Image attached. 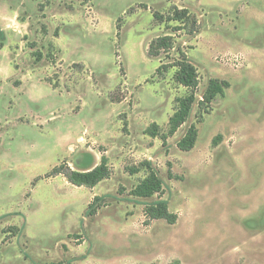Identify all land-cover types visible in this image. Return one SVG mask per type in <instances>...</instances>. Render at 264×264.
<instances>
[{
    "label": "rangeland",
    "instance_id": "1",
    "mask_svg": "<svg viewBox=\"0 0 264 264\" xmlns=\"http://www.w3.org/2000/svg\"><path fill=\"white\" fill-rule=\"evenodd\" d=\"M175 8L199 32L155 19ZM165 35L171 58L149 56ZM178 48L200 86L164 146L146 130L166 135L189 95L176 68L156 75ZM211 79L230 88L200 109ZM194 124L197 145L184 152ZM103 156L112 173L95 188L52 174ZM146 161L174 225L147 222L159 196L132 195ZM0 264H264V0H0Z\"/></svg>",
    "mask_w": 264,
    "mask_h": 264
},
{
    "label": "trees",
    "instance_id": "2",
    "mask_svg": "<svg viewBox=\"0 0 264 264\" xmlns=\"http://www.w3.org/2000/svg\"><path fill=\"white\" fill-rule=\"evenodd\" d=\"M154 16L156 20L162 23H179V27L175 28V32H180L181 30H184V26L187 27L189 25L192 27L190 31L191 35L199 32V28H197V21L192 19V16L187 9L175 8L173 13L167 17H164L159 13H155ZM175 49L173 36H160L150 43L149 56L157 58L162 54H165V57L170 59V54ZM177 50L180 58L174 59L173 62L167 64L162 62L156 71V75L163 76L169 71V69L176 68V82L188 89L189 95L184 98L177 99L178 108L169 120V131L166 135H161L160 126L156 123L152 124L146 130V134L148 136L152 138L160 137L164 146L166 145L167 140L174 136L191 116L193 106L196 103V95L200 86V77L197 67L189 60L186 52H184L181 48H178ZM37 56L38 60L42 57L41 55ZM229 88L230 83L228 81L211 79L202 100L199 102L200 109H202L203 106L210 107L220 96L225 97L226 91ZM198 121L201 122V118H199ZM198 138L199 129L194 124L180 140L178 147L184 152H189L195 148ZM214 143L216 142L214 141ZM141 167L145 168L149 172V175L135 187L132 191V195L138 198H153L156 195L160 197V199L156 202L146 206L145 217L147 218V222L165 220L169 224H176L178 216L169 210V203L161 199L164 192V183L158 173L154 170L152 163L146 161L142 163ZM139 170L140 168H128V172L131 175L137 174L140 172ZM111 173L108 159L105 156L102 157L101 163L91 170H73L67 163H64L63 165L56 167L52 172L55 176L64 175L67 181L73 186L87 188H95L101 182L110 179ZM102 199L103 197L98 196L94 198L93 202L89 205V217H93L97 214L98 210L101 208L99 202Z\"/></svg>",
    "mask_w": 264,
    "mask_h": 264
},
{
    "label": "crops",
    "instance_id": "3",
    "mask_svg": "<svg viewBox=\"0 0 264 264\" xmlns=\"http://www.w3.org/2000/svg\"><path fill=\"white\" fill-rule=\"evenodd\" d=\"M198 139H199V138H198ZM197 142H198V141H197ZM196 145H197V144H196ZM96 166H98V165L96 164V165H94V166L91 167V168H88V169H81V170H82V171L91 170V169L95 168ZM74 170H77V171H78L79 169H77V168L74 167ZM108 180H109V179H108ZM105 181H106V180H105ZM101 183H102V182H101ZM98 185H99V184H98ZM98 185H97V186H98Z\"/></svg>",
    "mask_w": 264,
    "mask_h": 264
}]
</instances>
